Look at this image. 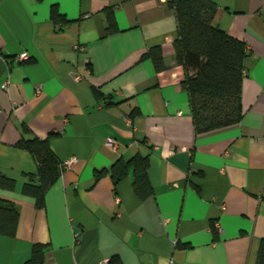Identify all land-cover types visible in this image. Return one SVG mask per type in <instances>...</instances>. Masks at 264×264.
I'll return each instance as SVG.
<instances>
[{"label": "crops", "instance_id": "crops-1", "mask_svg": "<svg viewBox=\"0 0 264 264\" xmlns=\"http://www.w3.org/2000/svg\"><path fill=\"white\" fill-rule=\"evenodd\" d=\"M210 1L212 25L247 51L243 113L197 133L169 0H0V173L15 181L0 188V199L18 211L15 234H0V264H28L35 244L44 247L42 264L257 263L264 0ZM53 6L65 18L61 27ZM156 46L160 71L143 56ZM24 52L27 61L15 60ZM32 137L48 138L60 164L41 206L22 193L37 163L16 144ZM134 157L147 161V184L136 190L132 165L114 184L112 164Z\"/></svg>", "mask_w": 264, "mask_h": 264}, {"label": "trees", "instance_id": "trees-1", "mask_svg": "<svg viewBox=\"0 0 264 264\" xmlns=\"http://www.w3.org/2000/svg\"><path fill=\"white\" fill-rule=\"evenodd\" d=\"M176 19L177 37L174 41L176 62L182 65V88L187 92L191 116L197 133L237 123L242 117L241 85L245 45L212 25L215 4L210 0H169ZM50 16L61 27L65 21L53 6ZM113 31L111 20L106 28ZM151 59L156 71L164 68L160 47H151L143 55ZM28 151L37 163V171L22 186V193L32 196L37 206L43 204L48 187L60 175V164L48 144V138H21L16 144ZM134 171V185L139 190L147 184L146 159L134 157L117 160L111 166L114 184L122 180L128 167ZM102 172H97L96 177ZM15 181L0 173V188L13 189ZM18 222V211L12 202L0 199V234L13 236ZM111 258L109 263L111 264ZM44 247L33 245L28 264H42ZM264 264V240L261 241L257 263Z\"/></svg>", "mask_w": 264, "mask_h": 264}, {"label": "built area", "instance_id": "built-area-1", "mask_svg": "<svg viewBox=\"0 0 264 264\" xmlns=\"http://www.w3.org/2000/svg\"><path fill=\"white\" fill-rule=\"evenodd\" d=\"M15 60H17V61H20V62H22V61H27L28 59H29V56H28V54L27 53H21V54H18V55H16L15 57ZM7 84H8V82L6 81V82H4V84H3V88L5 89V88H7ZM41 90H40V88H36L35 89V91H34V93H39ZM106 144L108 145V146H114L115 145V140L113 139V138H108L107 139V141H106ZM74 159L73 158H71L70 160H67L65 163H63V165L61 166V168H64V167H66V166H68L69 164H71V162L73 161ZM216 225V224H215ZM216 227H218L217 225H216ZM109 263V259H104V260H102V261H100L99 262V264H108Z\"/></svg>", "mask_w": 264, "mask_h": 264}]
</instances>
